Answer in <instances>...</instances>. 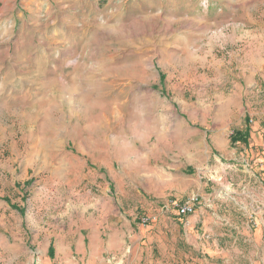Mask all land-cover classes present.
Instances as JSON below:
<instances>
[{
	"label": "rangeland",
	"instance_id": "rangeland-1",
	"mask_svg": "<svg viewBox=\"0 0 264 264\" xmlns=\"http://www.w3.org/2000/svg\"><path fill=\"white\" fill-rule=\"evenodd\" d=\"M1 4L0 264H264V0Z\"/></svg>",
	"mask_w": 264,
	"mask_h": 264
},
{
	"label": "built area",
	"instance_id": "built-area-1",
	"mask_svg": "<svg viewBox=\"0 0 264 264\" xmlns=\"http://www.w3.org/2000/svg\"><path fill=\"white\" fill-rule=\"evenodd\" d=\"M201 204V196L196 192H191L181 201L169 199L163 205L164 210H173L180 217L192 215L195 209Z\"/></svg>",
	"mask_w": 264,
	"mask_h": 264
},
{
	"label": "trees",
	"instance_id": "trees-1",
	"mask_svg": "<svg viewBox=\"0 0 264 264\" xmlns=\"http://www.w3.org/2000/svg\"><path fill=\"white\" fill-rule=\"evenodd\" d=\"M248 137V130H245L244 132L236 131L234 132L230 137V142L233 144L235 143H246ZM53 245L50 243L48 254L49 256L53 255Z\"/></svg>",
	"mask_w": 264,
	"mask_h": 264
},
{
	"label": "crops",
	"instance_id": "crops-1",
	"mask_svg": "<svg viewBox=\"0 0 264 264\" xmlns=\"http://www.w3.org/2000/svg\"><path fill=\"white\" fill-rule=\"evenodd\" d=\"M0 3H1V0H0ZM2 4L0 5V8H1ZM257 141V139H255Z\"/></svg>",
	"mask_w": 264,
	"mask_h": 264
}]
</instances>
